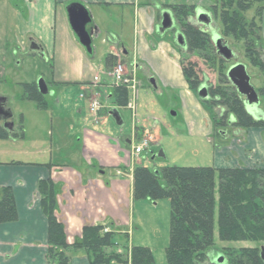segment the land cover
Returning a JSON list of instances; mask_svg holds the SVG:
<instances>
[{"label": "rangeland", "instance_id": "1", "mask_svg": "<svg viewBox=\"0 0 264 264\" xmlns=\"http://www.w3.org/2000/svg\"><path fill=\"white\" fill-rule=\"evenodd\" d=\"M21 3L22 0H0V56L3 55L0 62L2 64L5 63L6 44L9 43L12 49L14 48V8L22 9ZM256 10L257 6L251 9L247 15L248 19L255 16ZM209 12L212 14L211 26L209 28L202 26L203 29L211 37L215 32L221 35L225 44L235 54L233 61L229 62L227 67L236 63L246 65L252 85L256 90L261 88L264 83L263 75L246 58L244 43L225 36L218 16L214 15L213 11ZM91 15L93 22L87 29L91 36L93 53L89 54L87 49L83 48L88 62L84 63L74 57L71 63L57 68L48 55L41 53L23 57L21 65L11 67L8 72H4L8 67L0 70L2 76L4 73L7 76L6 79L0 80V96L3 95L8 99L16 130L24 126L23 129L27 135L25 142L20 144L0 142V164L40 160V157L32 159L27 158V155L30 152L42 151L43 147H48L50 153L52 133H54V142L58 143L53 147L52 160L59 162L61 156L67 153V149L74 148L72 152L77 151V147L79 150L82 149L83 134L82 131L77 130L91 121V123L101 124L99 130L106 131V135L111 138L121 135L123 131L122 133L126 136H132L135 132L134 145L140 144L142 140L150 141L149 152L141 156V161L137 160L135 169L140 167L150 170L168 167L218 168L217 148L221 146L231 148L233 140H241L237 138L239 130L233 127L231 121L225 128L216 127L215 123L220 117L221 110L210 106L207 103L209 99L204 100L198 93L190 90L181 70V62L183 59H188L195 64L206 85L218 84L219 71L210 69L198 56L187 55L186 50L177 45L176 31L181 32L178 24L175 30L161 35L158 32L161 22L157 24L153 17V21L145 23V27L149 25L150 33L141 34V39L137 42L133 30L134 22L130 17L126 25L128 28L126 32L124 31L125 39L130 52L140 47V59L131 61L123 60L122 55L118 57L119 62L127 67V72L136 76L137 89L129 91L132 106L119 108L115 106L112 98L115 85L106 65L107 57L112 52L110 32L106 30H118L121 16L115 12L105 11L101 13L104 20L100 22L95 14L91 13ZM194 19L197 23L196 17ZM95 78H99L100 82H95ZM39 79H43L49 88V94L45 96L48 104L45 110H39L35 102L24 99L23 85L34 83L37 85ZM94 84H96L95 89ZM88 87H91V90L94 89V93L89 97L86 90L83 93L84 88ZM86 98L99 100L105 107V113L101 112L98 117L91 115L89 101ZM260 106L264 109V98L260 99ZM114 109L119 112L121 125H118L110 114ZM79 110L82 111V115L78 114ZM260 110L264 113L262 109ZM204 133L208 135L205 137ZM222 134L226 135L222 136ZM200 135L202 138H199ZM210 139L212 143L209 142ZM33 141L36 142L35 145ZM61 150H65L62 155ZM161 151L164 152L163 156L160 155ZM216 199L218 203V191ZM138 205L139 207L135 208V219L130 220V226L127 227V231L132 229L131 239L126 237L128 235L125 236V233H121L116 240H120L122 244L129 247L148 248L152 251L156 264H168L166 249L170 241V202L168 200L156 203L142 201ZM218 220L219 206L217 205L215 242L221 247ZM128 240H131L130 243ZM230 246L251 248L256 247L257 244L251 242Z\"/></svg>", "mask_w": 264, "mask_h": 264}, {"label": "trees", "instance_id": "2", "mask_svg": "<svg viewBox=\"0 0 264 264\" xmlns=\"http://www.w3.org/2000/svg\"><path fill=\"white\" fill-rule=\"evenodd\" d=\"M256 6L255 16L248 19V13ZM164 9L173 13L185 36V53L198 56L210 69L219 71L218 84L207 85V103L221 110L216 127L225 128L229 121H233L234 128L264 129V117L254 116L247 110L244 98L229 81V62L218 55L210 34L195 22L197 8L170 5ZM211 11L221 21L225 36L244 43L246 58L264 78V0H217ZM119 61L118 56L110 54L106 61L108 70ZM181 70L191 91L198 93L200 87L207 84L197 66L188 59L181 62ZM23 86L26 100L35 102L39 110L47 109L46 97L40 94L35 83ZM257 91L264 98V83ZM112 98L115 106L126 108L129 104L128 88L116 86ZM11 137L18 138L19 135L0 128V140ZM38 188L42 208L48 218V264H72L70 252L77 250L86 252L90 264H156L150 249L119 245L116 240L118 233L107 231L103 226H85L81 239L69 244L65 227L56 216L54 182L51 179L42 181ZM134 200L170 202V241L166 249L168 264H264V169L168 167L150 170L140 167L134 171ZM217 205L220 241L252 242L257 244L256 247L217 248ZM18 219L12 188L0 187V225ZM220 256L223 263L217 261Z\"/></svg>", "mask_w": 264, "mask_h": 264}, {"label": "crops", "instance_id": "3", "mask_svg": "<svg viewBox=\"0 0 264 264\" xmlns=\"http://www.w3.org/2000/svg\"><path fill=\"white\" fill-rule=\"evenodd\" d=\"M216 1L22 0V9L14 8V47H24L27 40L32 38L40 46V52L48 55L57 68L60 65L63 67L71 63L74 57L84 63L88 62L85 48L71 30L68 19V9L73 5H78L85 7L89 13L91 11L93 15L95 14L100 22L104 20L101 13L105 11L120 14L119 29L106 30L110 32L111 55H122L123 60L138 61L140 47L130 52L124 34L130 17L134 22V36L139 42L141 34L150 33V27L149 25L145 27V23L153 21L154 18L157 24L161 22L162 12L166 10L164 7L192 6L210 13ZM262 37L264 41V12ZM144 53L146 54V49ZM2 69H4L3 64L0 65V70ZM1 79H6L5 74L3 76L0 74ZM94 89L84 88L83 93L86 90L91 95ZM130 101L131 99H129L127 108L132 106ZM259 109L264 111L261 106ZM78 114L82 115V111L79 110ZM99 127L101 124L90 121L82 128H78L77 131H82L83 134L82 149L79 150L77 147L75 152H72L74 148L65 149L68 154L64 153L65 150H61L60 154L64 153V155L61 156L59 162L52 160L53 147L55 144L58 145L54 142V133H52L50 153L48 147H43L42 151L34 150L35 152L27 155V158L40 157V160L0 164V187L12 188L19 215L18 221L0 225V264H48V218L42 208V196L38 186L40 182L49 179L55 185L56 216L65 227L69 244L72 245L81 239L83 229L87 225L103 226L107 231L118 234L125 233L128 235L126 237L131 239L132 229L127 231V227L130 226L129 221L135 219V208L139 207V202L134 200L135 165L131 155L136 135L134 132L132 136H126L122 131L121 135L111 138L106 135V131H100ZM23 128L18 130L15 128L11 132V134L19 135L18 138L11 137L8 140H0V142L6 141L14 145L25 142L27 135ZM238 130L237 138L241 140H233L231 148L229 146L217 148L218 168L216 169H264V129ZM207 135L208 133H204L205 137ZM225 135L222 134V136ZM201 136L199 138H202ZM209 142L212 143V140L210 139ZM35 144L36 142L33 141V145ZM163 153L161 151L160 155H164ZM119 171L121 174H118ZM130 241L128 240L129 243ZM117 243L122 245L120 240ZM239 243L251 242H221V247L217 244L216 246L223 250L229 247L235 248L230 245ZM70 256L72 264H90L84 250L71 251Z\"/></svg>", "mask_w": 264, "mask_h": 264}, {"label": "water", "instance_id": "4", "mask_svg": "<svg viewBox=\"0 0 264 264\" xmlns=\"http://www.w3.org/2000/svg\"><path fill=\"white\" fill-rule=\"evenodd\" d=\"M161 17V25L158 28V32L161 35H164L167 31L176 29L177 22L173 13L170 10H164L162 12ZM195 17L201 26L207 28L211 26V13H208L203 9H197ZM68 19L71 29L73 33L78 37L81 45L85 49H87L89 54H92V40L91 36L87 31L88 25L92 22V18L89 11L83 6L73 5V7L68 9ZM212 41L215 47L217 48L218 55L222 59H224L226 62L233 61L235 54L225 44L224 39L221 37V35L216 32L213 33ZM176 43L181 48L186 49V39L184 34L180 31H176ZM227 76L231 84L238 91L239 95L244 98L247 110L254 116L261 114L264 117V113H261V110L259 109L261 97L256 88L251 83V77L248 74L247 66L242 63H236L234 65H231L228 69ZM37 88L41 95L46 96L49 94L48 85L43 79L38 80ZM198 94L204 100L209 99L208 88L206 84L200 87V89L198 90ZM11 116L13 117L12 112ZM111 116L118 123V125L122 124V120L118 110H113L111 112ZM231 124H233V121H231ZM262 257L264 260V248L262 249ZM217 261L219 263H223V257L220 256Z\"/></svg>", "mask_w": 264, "mask_h": 264}, {"label": "flooded vegetation", "instance_id": "5", "mask_svg": "<svg viewBox=\"0 0 264 264\" xmlns=\"http://www.w3.org/2000/svg\"><path fill=\"white\" fill-rule=\"evenodd\" d=\"M4 52H5V55H4L5 63H3V67L4 68L8 67L7 69H5L4 72L6 71L8 72L11 69V67L13 68L19 67L22 63L21 60L23 57L36 56V55L41 54L40 46L32 38H29L27 40V43L24 45V47L16 46L12 49V47L8 43L6 44V50H4ZM5 78H7V76H5ZM10 111H11V108L7 102V98L0 96V128L7 132H13V130L15 129L13 117L11 116L12 111L11 112Z\"/></svg>", "mask_w": 264, "mask_h": 264}, {"label": "built area", "instance_id": "6", "mask_svg": "<svg viewBox=\"0 0 264 264\" xmlns=\"http://www.w3.org/2000/svg\"><path fill=\"white\" fill-rule=\"evenodd\" d=\"M109 76L113 78L115 87H126L128 90L136 91V76L127 72V67L122 62H118L109 70ZM95 82L99 83L100 79L95 78ZM95 85L96 84H94V87ZM104 111L105 107L99 100L95 98L89 100V112L91 115L98 117L101 112L103 113ZM150 147L151 144L149 140H142L140 144L133 146L131 155L134 165H136L137 160L141 161V156H143L144 153L149 152ZM118 174H121V172L119 171Z\"/></svg>", "mask_w": 264, "mask_h": 264}]
</instances>
